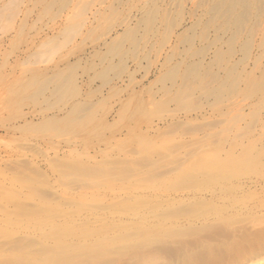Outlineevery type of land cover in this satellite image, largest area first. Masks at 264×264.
<instances>
[{"label": "rangeland", "instance_id": "1", "mask_svg": "<svg viewBox=\"0 0 264 264\" xmlns=\"http://www.w3.org/2000/svg\"><path fill=\"white\" fill-rule=\"evenodd\" d=\"M48 1L0 0V264H264V0L234 51L213 0ZM198 60L220 97L182 96ZM67 64L74 91L39 96Z\"/></svg>", "mask_w": 264, "mask_h": 264}, {"label": "bare ground", "instance_id": "2", "mask_svg": "<svg viewBox=\"0 0 264 264\" xmlns=\"http://www.w3.org/2000/svg\"><path fill=\"white\" fill-rule=\"evenodd\" d=\"M60 0H49L48 2H47V5L49 6V5H52V4H57L58 2H59ZM67 1V0H66ZM206 1V0H205ZM205 1H204V3H205ZM210 1V0H209ZM214 1V4H212L211 6V13H212V16H211V18H210V20H209V23H211L210 25H216L217 27H216V29H220L221 30V33H219L217 36H216V38H215V41H212V43L211 44H217V43H221V42H223V40H224V36H227L228 34L230 35L229 36V45H230V48H231V50H233L234 51V47H235V45L237 44L236 43V40L238 39V38H240V36H242L241 34H242V32H243V30H245V25H246V22L248 21V17L250 18V16H249V12H250V8H252V7H256V5L258 4L257 3V1L258 0H213ZM68 2H69V0H68ZM259 2V1H258ZM46 3V2H45ZM262 3V2H261ZM69 4H70V2H69ZM207 4V3H206ZM67 4H65V6H66ZM210 5V4H209ZM64 6V7H65ZM112 6V5H111ZM111 6H109V7H111ZM260 6V5H259ZM146 7V6H145ZM208 7V6H207ZM254 7V8H255ZM45 8V7H44ZM150 8V7H149ZM152 8V7H151ZM258 8V7H257ZM109 9V8H108ZM258 9H260V8H258ZM60 10V9H59ZM147 10V9H146ZM149 10V9H148ZM255 10H257V9H255ZM150 12H148V13H146V12H144V13H146L145 14V16H144V18L142 17V19H143V21L145 22V28L147 27V29H146V31L148 30V27H149V24L151 23V25H152V23H153V21H155L154 20V18H156V17H154L153 18V15H154V13H152L151 11H152V9L151 10H149ZM259 11V10H258ZM153 12H154V10H153ZM143 13V14H144ZM110 14H112V13H110ZM114 14V13H113ZM156 14V13H155ZM102 17V16H101ZM104 18V17H103ZM127 18V17H126ZM107 19V18H106ZM209 19V18H208ZM153 20V21H152ZM213 23V24H212ZM148 26H147V25ZM206 24V23H205ZM154 25H156V24H154ZM135 28V27H134ZM139 28V27H138ZM138 28H135V29H137L138 30ZM152 28V27H151ZM153 28H156V27H153ZM127 29V28H126ZM129 30H131V29H128V31ZM140 30V29H139ZM143 30V29H142ZM145 30V29H144ZM156 30V29H155ZM246 30H247V28H246ZM132 32L134 31V29H132L131 30ZM127 32V31H126ZM194 32H195V30H194ZM134 33V35H132V33H130V40H131V42H129L130 44L131 43H133L132 45H130V46H132L133 47V49H136V47H138V44H137V38H136V32H133ZM151 33H153L152 32V29H151ZM156 33V32H155ZM192 33V32H191ZM190 33V34H191ZM128 35V34H127ZM127 35L125 36V37H127ZM206 35H208L207 34V32H206ZM205 35V36H206ZM148 36V35H147ZM192 36V35H191ZM204 36V37H205ZM121 37H122V35H121ZM144 37V36H143ZM205 38H207V37H205ZM246 38V37H245ZM120 39H122L123 41L126 39H124V38H120L119 37V40ZM140 39V38H139ZM138 39V40H139ZM148 40V38H145V40ZM194 39V38H193ZM121 40V41H122ZM129 39H127V41H128ZM129 40V41H130ZM149 40H150V38H149ZM208 40V39H207ZM228 40V39H227ZM239 40V39H238ZM141 41V40H140ZM140 41H138L139 43H140ZM185 41H187L186 39H185ZM192 41V38L190 39V42ZM117 42V41H116ZM120 41H118V43H119ZM192 42H194V41H192ZM125 43V42H124ZM112 43H110V47H108V53H106V54H108L106 57H104V60L106 59V61H107V64H106V69H111V70H118V68H120L121 67V63H122V58L120 57V62H118L119 64L118 65H116V64H114L113 62H112V57H114L116 54H120V53H122V54H126L127 53V50H121L123 47L122 46H120V47H122V48H119L118 46V44H117V46H115L114 45V43L111 45ZM191 44V43H190ZM107 45H109V44H107ZM132 49V48H131ZM205 47L201 50V53L203 54L204 52H205ZM107 51V50H106ZM232 51V52H233ZM101 54V53H100ZM121 54V55H122ZM194 54V53H193ZM192 54V55H193ZM198 54V53H197ZM198 55H200V53L198 54ZM222 52H221V50H219L218 49V51H217V57L216 58H221L222 57ZM108 59V60H107ZM184 60H186V59H184ZM218 60V59H217ZM181 62V61H180ZM179 62V63H180ZM187 62V61H186ZM182 63H184V62H182ZM216 64V63H215ZM226 64V63H225ZM179 65H181V64H177L176 63V65H174L173 66V68H171L172 70H171V75L173 76H176V78L178 77V76H180L179 75V70H178V67H179ZM184 66V65H183ZM216 66V65H215ZM236 66V65H235ZM180 67H182V66H180ZM179 67V68H180ZM218 68H220L219 66H217ZM225 67V66H224ZM220 68L221 70H223V69H225L224 70V72L226 73V75H221L217 70H215L216 68H214L213 66H212V64L211 65H208V66H205V65H203V62H202V60H198V61H193V62H187L186 63V66H185V69H184V71H183V74H182V80H184V88H183V91H182V93H184L182 96L184 97L185 95H187V94H190V95H193V93H195L194 91H195V89L192 87L194 84H196L195 86L197 87V88H199L200 90H201V93H202V95H204L205 97H208V96H212L213 95V97H220V95L222 94V90H223V88L224 87H226V83H227V78H228V76H230V70H228V69H226V67L225 68ZM228 68V67H227ZM233 69H235L234 68V66L232 67ZM60 69V68H59ZM57 69V73H56V77H58L57 79H58V81H57V83H55L54 84V86H50V87H53L51 90H49L48 88V84H46V82H45V84L44 85H42L41 87H40V93H38V94H40L39 96H43V95H45V93H49L51 96H53L54 97V100L56 99V100H60V99H64L65 97V95H67L68 93H71L72 91H74V89H75V76H74V74H73V68H72V64H67V65H65V67H63L62 69ZM105 69V70H106ZM105 70H103L102 71V73L101 74H103L104 73V71ZM182 72V71H181ZM180 72V73H181ZM55 73V72H54ZM107 73V72H106ZM233 74V73H232ZM234 77V76H233ZM54 78H55V76H54ZM56 79V78H55ZM54 79V80H55ZM178 79V78H177ZM179 79H181L180 77H179ZM233 79V78H232ZM231 79V80H232ZM50 80V79H49ZM51 80H53V79H51ZM172 80V79H171ZM53 83L55 82V81H52ZM183 82V81H182ZM229 82V81H228ZM235 82V81H234ZM47 83H49V82H47ZM49 84H51V83H49ZM175 84V83H174ZM233 85H234V83H232ZM53 85V84H52ZM230 86V85H229ZM182 87V86H181ZM234 87V86H233ZM37 94V93H36ZM49 95V96H50ZM47 96V95H46ZM38 97V96H37ZM64 97V98H63ZM67 97V96H66ZM188 96H186V98H187ZM49 98H52V97H49ZM186 98H184V99H186ZM43 99V98H42ZM47 99H48V97H47ZM204 99V98H203ZM48 100H50V99H48ZM44 101H46V100H44ZM182 101V100H181ZM185 101V100H184ZM57 102V101H56ZM83 103V102H82ZM52 105V104H51ZM84 105H82V104H80V103H77V104H75L74 105V109L75 110H77V109H80V108H82ZM79 111V110H78ZM75 112V111H74ZM74 114V113H73ZM230 117V116H229ZM239 122V121H238ZM48 123H50V122H48ZM47 123V124H48ZM53 123V122H52ZM84 124V123H83ZM45 125V124H44ZM209 125V124H208ZM239 125V124H238ZM206 137V136H205ZM196 138V137H195ZM225 138V137H224ZM205 143V142H204ZM210 143V142H209ZM197 144V143H196ZM233 145V144H232ZM204 147V146H203ZM203 150V149H202ZM208 150V149H207ZM204 151V150H203ZM230 152V151H229ZM234 154V153H233ZM264 155V154H263ZM249 156V155H248ZM253 156V155H252ZM255 157L256 156H254L253 157V159H251L250 157H249V159H251L252 161L255 159ZM246 158V156L244 157V160H246L247 161V158ZM231 159V158H230ZM260 159V158H259ZM229 160V159H228ZM256 160V159H255ZM233 161V160H232ZM234 161H237L238 162V159L237 160H234ZM233 161V162H234ZM240 161V160H239ZM242 161H243V159H242ZM231 162V161H230ZM233 162H231L232 163V165L230 164V166H233ZM244 162V161H243ZM243 162H240V163H242V165L244 166H246V164H245V162H244V164H243ZM248 162H250V160L248 161ZM240 163H238L239 165H241ZM194 164V163H193ZM227 164H229L228 162H227ZM227 164L225 165L224 164V167L225 166H227ZM235 164V163H234ZM256 164V163H255ZM179 165V164H178ZM177 165V166H178ZM208 166V165H207ZM205 167V166H204ZM211 167H212V165H211ZM229 167V166H228ZM227 167V168H228ZM234 167H235V165H234ZM233 167V168H234ZM237 167H239V166H237ZM242 167V166H241ZM240 167V168H241ZM246 167H248V166H246ZM208 169V167H205L204 169ZM226 168V167H225ZM239 168V169H240ZM242 168H244V167H242ZM249 168V167H248ZM254 168V167H253ZM257 168V167H256ZM236 169V168H235ZM234 169V170H235ZM249 169H252V168H249ZM227 170V169H226ZM226 170H223V171H226ZM230 169L228 168V170H227V172L226 173H229L230 171H229ZM236 170H238V169H236ZM205 171V170H204ZM186 173V172H185ZM223 173V172H222ZM225 173V172H224ZM186 175V174H185ZM194 175V174H193ZM192 175V176H193ZM205 177V176H204ZM213 177H214V175H213ZM224 177V176H223ZM227 177V176H226ZM190 178V177H189ZM188 178V179H189ZM195 178V177H194ZM193 178V179H194ZM219 178V177H218ZM185 179V178H184ZM204 179V178H203ZM216 179V178H215ZM201 180V179H200ZM206 180H209V178H207ZM194 182V181H193ZM183 183V182H182ZM195 184V183H194ZM51 215V214H50ZM51 218V217H50ZM49 220V219H48ZM51 220V219H50ZM52 223V222H51ZM53 224V223H52ZM55 225V224H54ZM54 225H52V226H50V232L49 233H51V236L52 237H55L54 238V240L56 241V243H57V241L58 240H56V239H59V237H65V236H67V235H64V234H66V232H69V231H71L70 229L68 230H62V229H60V228H58L57 226H59L58 225V223H57V226H54ZM46 226V225H45ZM71 226H72V224H71ZM66 228H68L67 226H65ZM64 227V228H65ZM63 228V227H62ZM72 231H74V230H72ZM72 231H71V233H72ZM49 233H47V234H49ZM75 233V232H74ZM73 233V235H75ZM67 234H69V235H71L70 233H67ZM71 236V237H74V236ZM50 236V237H51ZM76 236V235H75ZM49 237V236H48ZM51 237V238H52ZM66 238V237H65ZM64 239V238H63ZM62 240V239H61ZM60 240V241H61ZM59 245H62L61 243H59L58 244V246ZM57 246V247H58ZM63 248V247H62ZM65 250V249H64ZM59 254V253H58ZM23 255V254H22ZM60 256V255H59ZM55 258V257H54ZM59 257H56L55 259H58ZM26 258H25V256H24V258H20V260L19 259H17L19 262H23V260H25ZM54 259V260H55ZM34 262V261H33ZM28 263H31V262H28Z\"/></svg>", "mask_w": 264, "mask_h": 264}]
</instances>
